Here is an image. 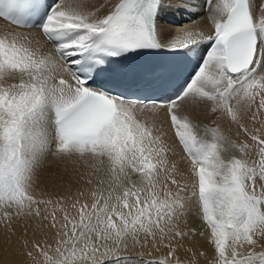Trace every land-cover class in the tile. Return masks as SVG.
<instances>
[{
	"label": "snow or ice",
	"instance_id": "6c2138e0",
	"mask_svg": "<svg viewBox=\"0 0 264 264\" xmlns=\"http://www.w3.org/2000/svg\"><path fill=\"white\" fill-rule=\"evenodd\" d=\"M164 7L0 0V224L11 241L19 222L33 264H264V3L180 0L192 26L162 44ZM152 51L188 60L186 75L159 95L179 66L135 92L99 82ZM48 156L72 165L74 192H34Z\"/></svg>",
	"mask_w": 264,
	"mask_h": 264
},
{
	"label": "bare ground",
	"instance_id": "6f19581e",
	"mask_svg": "<svg viewBox=\"0 0 264 264\" xmlns=\"http://www.w3.org/2000/svg\"><path fill=\"white\" fill-rule=\"evenodd\" d=\"M179 2L180 0H164L165 7L162 9L158 20L160 40L163 44L167 42V38L169 35L174 36L180 28L192 26L190 24V19H194L195 17H190L187 12H183L186 13V16H182L181 14H179L180 11L176 10L177 6L179 5ZM190 2L196 5H200L203 4L204 0H190ZM255 3L259 5L260 3H264V0H255ZM194 11H199V9H194ZM181 18L185 21V24L183 26L173 27L170 25L169 21L171 22L174 20L176 22ZM199 26L206 33L211 31V29L207 25L206 19H204L203 17H201L199 20ZM6 27L9 26L0 21V30ZM12 30L21 31L17 29ZM193 116L195 119H198L202 122H207L208 119H211L209 117H205L203 114L196 115L195 113H193ZM222 126L227 132L228 124L226 121L222 122ZM235 131L236 129L233 128L232 135H235ZM66 168L67 171L65 170ZM79 186L80 185L78 184V182L73 179L72 165H66L60 161L55 160L53 157L48 156L44 160L42 165L36 170L33 190L37 194L48 193L52 195H57L66 194L69 191L74 192ZM196 213L197 209L193 207L191 209V214L188 219L192 227L199 229L202 227V225ZM13 231L15 232V235L12 236L11 241H9L4 226L0 224V264H33L31 260H29L26 256L22 254V241L23 239H25V237L22 235V229L19 227V222H15L13 224ZM26 238L28 240H32L33 237L31 232L28 233V236ZM39 238L40 237H36V239ZM29 247H31V245H29ZM197 249L199 251L205 252L208 256H211V249L203 238H198L197 243L194 247V250ZM161 254L162 253L153 252V257H157ZM187 256L190 257L191 253H188ZM153 257L146 256L145 258ZM181 258H186V254L181 252ZM199 260L200 264H206V261L203 257H200Z\"/></svg>",
	"mask_w": 264,
	"mask_h": 264
},
{
	"label": "rangeland",
	"instance_id": "374dc122",
	"mask_svg": "<svg viewBox=\"0 0 264 264\" xmlns=\"http://www.w3.org/2000/svg\"><path fill=\"white\" fill-rule=\"evenodd\" d=\"M183 12H185V11H180L179 14H181L182 16H186V13H183ZM162 22H163V20H162ZM184 22L185 21L181 18V19H179L176 22L175 21L172 22V24L170 23V25L173 26V27H181V26H183L185 24Z\"/></svg>",
	"mask_w": 264,
	"mask_h": 264
}]
</instances>
